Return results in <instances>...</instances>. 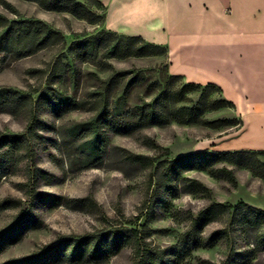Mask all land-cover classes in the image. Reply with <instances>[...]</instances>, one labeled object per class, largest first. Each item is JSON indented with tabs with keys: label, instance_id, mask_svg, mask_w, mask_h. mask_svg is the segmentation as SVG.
<instances>
[{
	"label": "rangeland",
	"instance_id": "1",
	"mask_svg": "<svg viewBox=\"0 0 264 264\" xmlns=\"http://www.w3.org/2000/svg\"><path fill=\"white\" fill-rule=\"evenodd\" d=\"M78 1L87 3L94 11L101 13L104 20L91 22L67 11L47 10L29 0H0L1 15L10 20H42L59 30L66 40L65 47L51 45L28 56H4L3 53L0 56V89L11 88L21 93H31L35 99L43 94L35 111L36 120L25 108L13 113L0 107V136L27 133L30 134L31 146L29 152L22 147V156L16 154L11 165L0 171V204L5 199L11 200L9 207L0 210V234L9 230L24 213L31 214L40 222L38 227L28 229L18 242L0 252V264L25 257L64 238L81 237L113 228H135L139 239H134L106 261L80 264H141L140 257L134 251L137 244L143 254L150 250L161 253L162 258L155 260L154 264H264V250L251 252L249 240L238 228L231 231L230 239L220 240L210 248L198 247L184 259H178L170 251L189 228V214H195L214 202L236 204L245 201L264 209V179L252 169L233 163L215 165L231 169L234 182L225 176H215L208 169L183 170V177L199 180L208 190H185L177 178L173 180L177 192L170 191L163 180L158 185L154 182L149 195L154 192L158 202L150 211L143 202L151 168L115 167L116 156L85 165L76 146L78 141L67 137V134L77 124L93 119L95 96L103 95L105 106V81L119 71L128 72L110 96L113 107L118 104L119 110L125 112L129 107L151 101L157 95L156 83L165 84L169 73L165 55L109 56L103 47L97 45L96 38L99 30L106 29V0ZM77 40H87V43L80 47L73 44L69 49ZM58 55L62 57L63 66L59 67L57 76H49ZM134 76L137 79H133ZM186 82L181 79L177 85ZM198 94L194 91L189 96L195 102ZM212 96H217L216 92ZM67 100H83L85 106L59 114L58 109L65 106ZM57 102L58 106H54ZM233 115V110L226 107L209 109L204 117L214 120ZM107 129L111 145L132 152L152 156L164 152L151 142L168 148L170 153L162 154L160 160L195 151L222 150L223 146H217L216 142L233 131L229 129L228 133H224V127L214 128L176 120L165 125L147 126L133 133ZM227 136H232V133ZM230 147L227 150L236 148L233 143ZM259 158L264 160V154ZM34 166L41 171L33 175ZM43 193L62 196L63 199L53 202L50 198L36 197V194ZM84 197L89 199L82 206L65 203L66 199ZM223 224L221 219L212 221L200 232L207 236ZM150 262L148 260L152 264ZM55 264L77 263L59 261Z\"/></svg>",
	"mask_w": 264,
	"mask_h": 264
},
{
	"label": "trees",
	"instance_id": "2",
	"mask_svg": "<svg viewBox=\"0 0 264 264\" xmlns=\"http://www.w3.org/2000/svg\"><path fill=\"white\" fill-rule=\"evenodd\" d=\"M38 3L47 10L67 11L79 18L91 22H102L104 17L101 13L94 11L87 3L78 0H29ZM9 6V4H6ZM0 56L14 55L23 57L34 54L41 49L51 45H62L65 47L66 40L64 35L46 22L36 19L10 20L0 14ZM97 45L103 47L109 56L127 57H147L155 55H165L167 57V47L161 44L149 42L141 36H130L99 30L96 33ZM87 43V40L74 41L73 44L79 45ZM79 51V49H78ZM63 66L62 57L58 55L51 67L49 76H57L59 67ZM1 68V65H0ZM65 72V69L63 70ZM127 71H119L110 76L103 85L105 106H103L102 96H95L93 106L95 110L93 119L86 123H79L74 126L67 134L73 140L78 141L76 146L83 156L85 165H92L103 161L105 157H115V167L127 165L130 167L151 168L148 177V187L144 207L152 210L158 202V196L153 192L149 195V189L155 182L158 185L162 180L170 191L177 192L173 185L174 179H179L183 188L189 191H207L199 180L187 179L181 175L183 170L188 169H208L215 176H225L234 182V175L231 169L226 167H215L218 163H233L252 169L258 176L264 179V160L259 156L264 154V150H204L195 151L174 157L172 159H161V155H168L170 150L158 156L147 155L129 151L120 146L110 144L109 128L114 132L133 133L141 128L151 125H165L171 120L181 123H199L214 128L224 127V133L229 129L239 130L243 126V119L235 113L236 106L233 101L223 96L221 86L209 82L201 84L187 81L182 85H177L178 81L184 79L180 75L169 74L168 80L164 83L157 82V95L147 102L129 107L125 112H121L118 104L113 107L110 96L114 88L118 85ZM134 76L133 79H137ZM143 78V77H142ZM199 92L197 100L194 102L189 93ZM216 92L217 96H212ZM38 99L31 93H21L11 88L0 89V107L8 109L13 113L20 109H27L34 120L38 117L36 109L39 106ZM178 102H182L178 104ZM84 101L72 102L65 101V106L58 109L59 114H63L72 109L82 108ZM58 106V102L53 104ZM229 107L233 110L232 117L217 118L208 120L204 117L209 109H219ZM34 127L32 126V130ZM31 130V131H32ZM221 135V134H220ZM29 136L27 133L13 136H0V171L11 165L15 155L22 156V147L25 151H31ZM82 137L81 139L79 138ZM65 139V137H64ZM78 139V140H77ZM19 160V158H18ZM34 174L41 169L34 166ZM2 173L0 172V178ZM50 198L53 202H58L62 196H54L47 193L36 194V197ZM89 198H78L76 200L66 199V205L75 203L85 205ZM10 199H5L0 204V210L9 207ZM147 205V206H146ZM190 226L179 237L178 242L171 247V252L179 259H184L191 255L193 250L198 247H213L220 240L230 239L231 231L235 228L240 229L249 240L252 248L251 252L264 250V209L256 208L245 201L236 204H225L214 202L198 211L190 213ZM221 219L223 226L212 231L207 236H203L200 230L208 223ZM40 225L39 220L29 213H24L21 218L7 231L0 234V252L7 246L18 242L30 228ZM134 239H139L135 228H113L100 233H90L76 238H64L60 242L42 249L35 250L31 254L10 260L5 264H55L59 261H69L72 263L103 262L112 255L119 252L125 245L132 243ZM137 257H140L141 264H154L155 260L162 258L158 251L150 250L143 254L137 244L134 248ZM208 263V262H205ZM211 264V263H208Z\"/></svg>",
	"mask_w": 264,
	"mask_h": 264
},
{
	"label": "crops",
	"instance_id": "3",
	"mask_svg": "<svg viewBox=\"0 0 264 264\" xmlns=\"http://www.w3.org/2000/svg\"><path fill=\"white\" fill-rule=\"evenodd\" d=\"M106 31L167 47V70L213 82L243 126L216 142L264 150V0H106Z\"/></svg>",
	"mask_w": 264,
	"mask_h": 264
}]
</instances>
